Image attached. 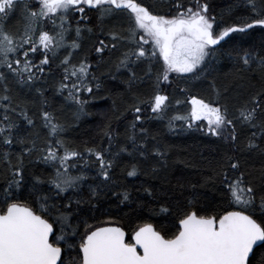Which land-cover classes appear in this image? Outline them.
<instances>
[{
    "label": "snow or ice",
    "instance_id": "6c2138e0",
    "mask_svg": "<svg viewBox=\"0 0 264 264\" xmlns=\"http://www.w3.org/2000/svg\"><path fill=\"white\" fill-rule=\"evenodd\" d=\"M169 7L159 14L138 0H0V264H254L264 250V0H233L220 13L209 0ZM241 8L224 22L225 11L231 18ZM94 28L103 37L92 44L95 63L78 51ZM257 32L258 44L236 39ZM222 42L232 47L225 52ZM222 56L231 62L223 78ZM53 61V91L75 105L70 119L49 110L46 89L36 86ZM101 76L124 86L122 107L114 100L97 138L74 145L66 133L97 98ZM175 80L186 85L181 93L200 81L213 99L190 96L189 111L169 115L184 102L166 91ZM12 83L35 91V112ZM165 117L170 132L180 121V130L216 144L211 159L201 154L210 175L199 173L204 183L190 182L183 201L173 191L183 185H171V148L146 127ZM121 120L123 138L113 127ZM124 155L132 158L127 177L159 184H118ZM209 183L213 194L204 197L197 188ZM158 214L168 223H152ZM125 217L130 232L119 223Z\"/></svg>",
    "mask_w": 264,
    "mask_h": 264
},
{
    "label": "trees",
    "instance_id": "16d2710c",
    "mask_svg": "<svg viewBox=\"0 0 264 264\" xmlns=\"http://www.w3.org/2000/svg\"><path fill=\"white\" fill-rule=\"evenodd\" d=\"M138 2L142 3L144 6H147L154 13L166 14L170 11V4L172 0H138ZM209 2L213 5L211 11L215 13H220L222 10H226L227 5L233 2V0H209ZM242 8L237 9L235 13L232 14L231 18L225 11L224 22L232 23L239 15H242ZM18 21V17L13 15L12 18L8 21L9 24H16ZM75 22L73 21V24ZM50 27V26H49ZM74 35V33H73ZM235 35V34H234ZM98 38H103L100 36V32L98 29L94 28L92 33H88L85 31L83 33L81 44L82 47L79 51V55L82 56L85 53L90 55V58L95 63L96 54L94 51H91L92 44ZM227 39V38H226ZM236 39H243L245 41V47L250 43H259L260 36L259 32L252 37H236ZM233 42L224 43L223 51H227L232 47ZM63 50H61V53ZM79 58V56L75 57ZM58 61H53L52 71L50 74H46L48 79L45 81L37 82V87L43 86L46 89L45 95L48 100V104L50 105L51 111H54L57 116L61 117V119H70L72 111L75 108L70 101H65L63 97L56 95L53 91L56 80L59 78V70L56 67ZM218 67L221 69L219 73L220 77L223 78L226 72H229L231 69V62L227 58V56H222ZM99 75V72L97 73ZM101 79L105 81L104 86L101 88L100 92L97 94V98L95 100H91L86 105V113L80 117L78 122V127H73L68 130L66 136L69 137L74 145L82 146L85 140L91 142L93 139L97 138L96 133L99 128L108 121L112 116L113 111V101L115 100L117 106L122 107V98L117 93L123 92L124 86L119 84L118 81H111L104 76H101ZM200 81H195L190 87V91L181 93L180 88L186 87L185 83L181 80L173 81L170 88H167V93L175 92L182 100L183 103L180 105H175L173 102V107L169 109V115H184L187 111H189L190 103L187 102V98L190 96H197L198 98H204L206 101L209 99H213L210 90L202 89L200 86ZM13 96L17 100H26L28 101V107L31 112H35L39 107L38 104L34 105L32 103L33 97H36L37 94L35 91L29 93L25 86L12 83ZM126 99V97H125ZM146 115H151L150 111L146 113ZM167 120L168 117H165L163 121L159 120H148L146 122V127L149 128L150 133L156 134L157 138L160 139L164 144L170 146L171 151L170 155V180L171 185H183V188L176 187L173 189L175 195L183 201L184 196H181L180 193L183 192L185 196L189 195L192 191L191 183L203 184L204 181L201 178L199 173H203L204 175H210V172L207 169V161L201 158V154L203 156L211 159L215 152L213 149L216 147V144L213 142L214 138H209L203 135L200 132L194 130L182 131L180 130L179 125L180 121H176V131L170 132L167 128ZM125 121H113V127L119 128L121 133V138H123ZM131 157L124 155L122 157L121 163L115 169V179L118 184L123 186L131 187H139L142 183L150 182L152 184L158 185L159 182L156 180H150L148 177L144 175H138L137 177H127L124 173V168L131 161ZM190 162L191 164L196 165L197 167L185 166L186 163ZM258 166V161H254ZM44 166L38 165L36 170H43ZM87 183L85 182V189L87 188ZM212 185L209 183L208 186L199 187L197 191H199L204 197H210L212 193ZM215 187H220L219 183L215 185ZM128 212V207L122 206V211L120 212V216H124V213ZM158 212V209H157ZM145 216L148 215L147 212L144 213ZM101 220L107 219L105 216H100ZM151 222L155 225L166 224L168 223V217L164 214L153 215L151 218ZM121 226L125 227L129 232L131 231L128 228L129 220L125 217L122 220H119ZM139 223V221H137ZM133 227L135 224L132 225ZM264 257V250H260L257 253L256 261L254 264H259V260Z\"/></svg>",
    "mask_w": 264,
    "mask_h": 264
},
{
    "label": "rangeland",
    "instance_id": "374dc122",
    "mask_svg": "<svg viewBox=\"0 0 264 264\" xmlns=\"http://www.w3.org/2000/svg\"><path fill=\"white\" fill-rule=\"evenodd\" d=\"M191 109V104H190V108H189V110ZM202 123H204V122H202Z\"/></svg>",
    "mask_w": 264,
    "mask_h": 264
}]
</instances>
